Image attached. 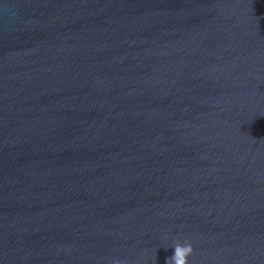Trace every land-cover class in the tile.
Returning <instances> with one entry per match:
<instances>
[{"label": "water", "instance_id": "95a60500", "mask_svg": "<svg viewBox=\"0 0 264 264\" xmlns=\"http://www.w3.org/2000/svg\"><path fill=\"white\" fill-rule=\"evenodd\" d=\"M264 264V0H0V264Z\"/></svg>", "mask_w": 264, "mask_h": 264}, {"label": "clouds", "instance_id": "9594fccd", "mask_svg": "<svg viewBox=\"0 0 264 264\" xmlns=\"http://www.w3.org/2000/svg\"><path fill=\"white\" fill-rule=\"evenodd\" d=\"M193 254V248L190 243L174 245V255L167 259L166 264H188V258ZM116 264H119L117 261Z\"/></svg>", "mask_w": 264, "mask_h": 264}]
</instances>
